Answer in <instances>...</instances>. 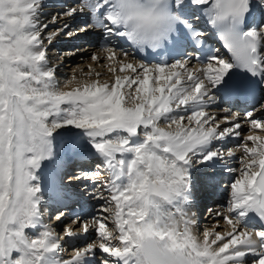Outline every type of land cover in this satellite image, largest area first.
<instances>
[{"label": "snow or ice", "instance_id": "snow-or-ice-1", "mask_svg": "<svg viewBox=\"0 0 264 264\" xmlns=\"http://www.w3.org/2000/svg\"><path fill=\"white\" fill-rule=\"evenodd\" d=\"M42 4L0 0V264H93L90 257L95 264H131L133 256L135 264H248L249 257L251 264H264V135L256 131L264 132V102L242 114L217 106L219 93L232 90L234 71L259 77L264 85V0H77L60 5L61 13L50 23L58 24L60 17L64 23L47 35L49 24L40 20ZM204 6L207 23L230 58L219 49H203L207 34L193 21ZM190 9L191 18L186 15ZM78 13H91L93 22L72 28L69 21ZM90 29L106 36L98 51L114 62L108 65L112 82L81 69L59 85L58 65L50 63L46 44L60 36L79 39ZM182 30L201 48L196 66L178 46ZM116 37H126L138 53L172 45L180 58L133 63L126 50L118 54L110 46ZM90 59L99 62L100 56ZM74 82L77 86L71 87ZM54 133L73 136L74 150L99 161L95 170L74 179L93 181L94 198L104 201L105 215L89 219L76 214V228L64 229L71 240L91 232L99 236L67 260L53 255L62 245L43 224L41 190L35 184L36 171L53 155ZM229 138L238 141L235 147L242 155L239 169H227L239 171V178L230 184L227 206L213 216L230 230L212 226L203 231L201 242L192 235L195 216L180 208L165 212L163 205L189 203V169L195 164L233 163L235 151L225 145ZM84 145L91 147L83 150ZM145 191L150 195L138 200ZM248 213L259 218V230L245 223ZM63 216L57 208L55 219ZM37 224L43 231L33 244L25 229ZM146 235L170 241L172 249L139 243ZM98 252L105 255L96 260Z\"/></svg>", "mask_w": 264, "mask_h": 264}, {"label": "rangeland", "instance_id": "rangeland-1", "mask_svg": "<svg viewBox=\"0 0 264 264\" xmlns=\"http://www.w3.org/2000/svg\"><path fill=\"white\" fill-rule=\"evenodd\" d=\"M53 7V6H52ZM82 26V25H81ZM79 26H78V24L75 26V27H73L74 29L75 28H78ZM47 30V29H46ZM48 32H49V29H48ZM63 38H67V37H63V36H61L60 37V40H62ZM67 40H69L68 38H67ZM69 41H71V40H69ZM72 42V41H71ZM72 44V43H71ZM63 45V44H62ZM46 46H47V44H46ZM52 46V45H51ZM61 48V49H60ZM49 49V51H48V56H49V54H51L53 51L55 52V54H57L56 55V57H58V56H61L62 58L61 59H59V60H57V61H60V64H62V67H64L65 68V66H66V70L65 71H67V77H68V79L69 78H71L72 77V75H74V73H76L77 71H81V69H83V71L84 72H88L90 69L92 70V71H94V72H96V73H99L100 74V76H99V79H101V82H102V80L103 79H105V82H106V80H107V82H109V83H111L112 82V80H113V77H112V73L109 71V67H108V65L110 64V63H114V62H111V61H107V60H105L104 59V55L105 54H103V52H99L98 51V49L97 48H95V47H89V46H87V45H84V44H82V45H80V46H77V47H73V48H64L63 49V46H60L58 49H54L53 47L50 49V47L48 48ZM76 49H78L79 51H76V53H75V55H73V56H63L62 54L63 53H65L66 51H68V50H76ZM93 54H96V55H99L100 56V61L99 62H94V61H92L91 59H90V57L93 55ZM118 54H119V51H118ZM121 58H124V57H121ZM127 59L130 61V62H133V63H137V61H135V60H133V59H130L129 57H127ZM116 67H117V69L119 68V65H115ZM125 73H121V75H124ZM107 78H109V79H107ZM56 80H57V83L59 84V85H63L64 84V82L65 81H63V79L62 78H60V77H56ZM65 80V79H64ZM264 102V101H263ZM262 103V102H261ZM256 108V107H255ZM254 108V109H255ZM254 109H252L251 111H253ZM250 111V112H251ZM219 115H223L222 113H218ZM257 116H259V112L257 111L256 113H255ZM243 123V122H242ZM248 130H249V125H247V124H244V127H243V131H244V133L245 134H247V132H248ZM257 131V134H260V135H264V132H261V131H259V130H256ZM72 133H74V132H72ZM69 136V139H73V136H71V135H68ZM56 141H57V134H53V139H52V142H53V145H55V143H56ZM232 141H234V140H232ZM233 144L235 143V141L234 142H232ZM236 144V143H235ZM249 146H251L250 145V142H249ZM91 146L90 145H84V149H86V148H90ZM63 155H65L64 153H62V156L59 158V160L62 158V157H64ZM241 156H239L238 157V159L240 158ZM51 159V158H50ZM49 160V159H48ZM58 160V161H59ZM47 160H45V161H43L42 163H41V167H44L43 166V163H45ZM241 166H240V164L239 165H237V166H235V167H233V168H235V169H239ZM236 172H238V174L237 175H235V179L236 178H239V171H236ZM235 182V181H234ZM100 205V204H99ZM95 206V205H94ZM98 206V205H97ZM98 209H102L101 207H98ZM99 211V210H98ZM100 212V211H99ZM97 213V216H103V213L101 214V213ZM42 213H43V207H42ZM204 214H205V211H204ZM203 214V215H204ZM43 215V214H42ZM105 215V214H104ZM44 217V216H43ZM55 219V215L52 217V219L50 220V222L51 221H53ZM90 219V218H89ZM62 223L61 224H59V228H58V224H54V227H53V225H49L50 227H51V229L52 230H54V232L56 233V235H58V234H60L61 236L60 237H62L63 236V233H64V229L66 228V227H69V226H72L74 229L76 228V226L75 225H73L72 224V219L70 218V217H66L63 221H61ZM109 225L111 226V222L109 221ZM212 226H215L216 228H217V230L218 231H221V232H225V231H228V230H230L229 229V226L222 220V219H217V218H215L214 216H213V213L211 214V215H208V217H204L203 216V221H202V223L199 225V227H198V230H199V234H200V239L202 240V241H204L205 240V237H204V235H203V231L204 230H207V229H209L210 227H212ZM49 228V227H48ZM50 229V228H49ZM40 231V230H39ZM42 231H43V229H42ZM95 236V237H94ZM97 235L95 234V232H91L89 235H88V237H86L85 239H86V242H96L97 240H99V239H97ZM76 240V239H75ZM69 242H70V244H73L74 243V241L73 240H69ZM68 242V243H69ZM85 246V245H84ZM215 247V246H214ZM76 247H74V248H71L70 249V252L67 254V253H65V255L66 256H69L70 254H73V252L77 249V248H79V247H77L76 249H75ZM62 249V248H61ZM72 250H74L73 252H71ZM60 250H58V252L57 253H55L54 255H55V257L56 258H58L59 256H60ZM60 258V257H59ZM249 262L251 263V261L248 259V264H249Z\"/></svg>", "mask_w": 264, "mask_h": 264}, {"label": "bare ground", "instance_id": "bare-ground-1", "mask_svg": "<svg viewBox=\"0 0 264 264\" xmlns=\"http://www.w3.org/2000/svg\"><path fill=\"white\" fill-rule=\"evenodd\" d=\"M69 3H71V4H73V5H75L76 3H77V0H43V4H42V11H41V13H40V20H41V22L42 23H48L49 24V28H46L45 30H44V35H47L49 32H51L53 29H55V28H58V27H60L63 23H64V17H60L59 18V22H58V24H51L50 23V19H51V17H53V16H55V15H57V14H60L61 13V9H60V5L61 4H64L65 6L67 5V4H69ZM53 6V7H52ZM82 16H87L88 17V15H87V13H78L72 20H70L69 21V23L71 24V27L73 28V27H75L77 24L79 25V24H81V23H79V19H81V18H83ZM89 18V17H88ZM83 26V25H82ZM48 29H49V32H48ZM61 37V36H60ZM60 37H58L57 39H55L54 40V42H53V44H52V46L51 45H47V47L49 48L50 47V49L53 47L54 49H58L60 46H63V49L64 48H70L71 46H72V44H73V39H69V40H71V41H69V40H67V38H63L62 40H60ZM84 37H87V35H84ZM72 43V44H71ZM63 44V45H62ZM61 49V48H60ZM101 53V52H100ZM104 54V53H103ZM56 55L57 54H55V52L53 51L51 54H49V59H50V63L51 64H53V65H58V68H57V72H56V77H60V78H62L63 79V81H66L67 79H68V75H67V71H65L66 69V66H65V68L64 67H62V64H60V61H57V57H56ZM137 64H139V62H137ZM78 73H80L79 71H77L76 73H74V74H78ZM73 76V75H72ZM65 79V80H64ZM107 79H109V78H107ZM101 80V79H100ZM102 82H105V79H103L102 80ZM106 82H107V80H106ZM231 142H234V141H231ZM235 144V143H234ZM79 149H71L70 151H78ZM63 156H65V155H63ZM50 161H51V159H49V160H47L45 163H43V166L45 167L46 166V163L48 162V165L50 164ZM43 167V168H44ZM102 179H104V177H102ZM87 182L88 183H92V188L91 187H88L87 189L88 190H86V194L85 195H87L88 196V202H90L89 203V205L90 206H92L93 208H94V201H98V203L99 204H103L104 203V201L103 200H100V199H97V198H94V193H95V191H96V189H95V187L93 186V181H91V180H87ZM218 183H220V182H218ZM105 196H107V193H105ZM86 197V196H85ZM77 198L81 201V203H83V209L87 206V204H88V202L86 203V204H84L85 202L82 200V195H80V194H77ZM90 199V200H89ZM193 204L191 203H188L187 205H183V204H181V205H175V204H173L172 206H174V208H173V210H171V206L169 205V204H164L163 205V209H164V211L165 212H170V213H175L176 211H177V208H180L181 210H185V211H187L188 212V215L189 216H192V213H195V218H196V220H197V215H198V211H194V207L192 206ZM102 208V207H101ZM67 210H69V209H67ZM66 210V211H67ZM80 211H81V215L83 214V210L80 208ZM85 211V210H84ZM99 211H101V209L99 210ZM206 212V211H205ZM46 213L48 214V206H46L45 205V208L43 209V215H46ZM66 214V213H65ZM42 215V216H43ZM54 215V214H53ZM52 215V216H53ZM66 217V215L60 220V221H57L56 222V224H61L62 222L61 221H63V219ZM52 218V217H51ZM202 220H203V218H202ZM246 221H247V219H246ZM246 221H245V223H246ZM59 224H58V228H59ZM199 224H201V222L199 223ZM182 227V226H181ZM31 230V228H28V229H25V232H28V231H30ZM40 230H42V229H40ZM41 232L42 231H36L35 232V234L34 235H32V236H28V237H30L31 239H33V240H35V239H37L38 237H40V235H41ZM192 235L193 236H196V237H198L199 238V241H201V242H203L201 239H200V234H199V230H198V226H197V224H196V226L194 227V229H193V232H192ZM64 233H63V236H62V240H64ZM66 239H68V238H66ZM68 242H69V240H66V243H65V245L67 246V244H68ZM75 242V241H74ZM79 247V246H78ZM62 248V247H61ZM65 250V252L66 253H68V250H67V248H65L64 249ZM67 255V254H66ZM70 255H72V254H70ZM57 259H65V258H57ZM88 259H92V261H94V259L93 258H88ZM250 261H251V257H249L248 258ZM250 263V262H249Z\"/></svg>", "mask_w": 264, "mask_h": 264}, {"label": "clouds", "instance_id": "clouds-1", "mask_svg": "<svg viewBox=\"0 0 264 264\" xmlns=\"http://www.w3.org/2000/svg\"><path fill=\"white\" fill-rule=\"evenodd\" d=\"M125 39L127 40V38L125 37ZM128 41V40H127ZM129 43H130V45L133 47V48H135L132 44H131V41H128ZM148 50V49H147ZM146 51V50H145ZM71 87H76L77 86V83H72L71 85H70ZM150 195V193L148 192V191H145L144 193H142L141 194V196L140 197H138V200L139 199H142V198H147L148 196ZM152 195H154V194H152ZM109 211H111V209L109 210ZM192 215L194 216L195 215V213H192ZM50 229H51V227L50 226H48ZM53 235H56V233L54 232V230H53ZM194 237V239L195 240H198L199 241V238L198 237H196V236H193ZM28 239H29V241L31 242V243H33V244H35V242L37 241V240H40L41 239V236L40 237H38L37 239H35V240H33V239H31L30 237H28ZM139 243H142V244H144L145 246H159V247H161V248H164V247H167L169 250H171L172 249V245H171V242L170 241H163V242H161V241H158V240H153V239H151L149 236H145L144 237V239L142 240V241H138ZM176 251H179V248L177 247L176 249H175ZM135 251V250H134ZM130 262H131V264H135V257L133 256V257H130Z\"/></svg>", "mask_w": 264, "mask_h": 264}]
</instances>
